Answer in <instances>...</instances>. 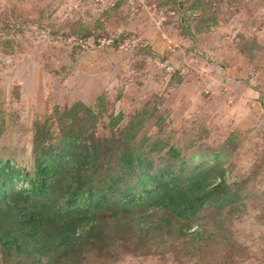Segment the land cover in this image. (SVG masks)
Instances as JSON below:
<instances>
[{
	"label": "rangeland",
	"instance_id": "rangeland-1",
	"mask_svg": "<svg viewBox=\"0 0 264 264\" xmlns=\"http://www.w3.org/2000/svg\"><path fill=\"white\" fill-rule=\"evenodd\" d=\"M65 136L96 150L101 191L135 184L129 148L223 173L238 201L188 222L110 198L55 264H264V0H0V157L34 176Z\"/></svg>",
	"mask_w": 264,
	"mask_h": 264
},
{
	"label": "trees",
	"instance_id": "trees-1",
	"mask_svg": "<svg viewBox=\"0 0 264 264\" xmlns=\"http://www.w3.org/2000/svg\"><path fill=\"white\" fill-rule=\"evenodd\" d=\"M149 157L148 152L135 155L129 148L122 153L120 163L135 183L128 182L124 191H101L90 185L98 180L99 157L92 147L80 144L79 137L65 136L60 147L37 156L34 176L0 157V250L17 258L31 257L34 264H55L65 259L61 255L75 252L82 232L94 225L95 212L110 198L118 197L125 212L141 207L145 214L152 208H168L173 218L188 222L221 191L230 202L238 201L235 193L223 189V173L211 188L204 170H195L188 177L184 162L179 174L172 167L155 170ZM70 170L75 173L68 177ZM17 181H25L29 187L18 188ZM107 184L118 185L111 177ZM148 220L144 224L151 229ZM192 233L196 237L200 231Z\"/></svg>",
	"mask_w": 264,
	"mask_h": 264
}]
</instances>
